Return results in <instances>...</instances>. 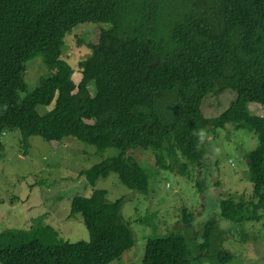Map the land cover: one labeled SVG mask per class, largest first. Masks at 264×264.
Returning a JSON list of instances; mask_svg holds the SVG:
<instances>
[{
    "label": "trees",
    "instance_id": "obj_1",
    "mask_svg": "<svg viewBox=\"0 0 264 264\" xmlns=\"http://www.w3.org/2000/svg\"><path fill=\"white\" fill-rule=\"evenodd\" d=\"M86 23L108 27L80 61L76 84L62 47L65 35ZM37 56L47 71L29 89L24 74ZM226 90L235 92L229 106L206 118L204 97ZM251 103L264 106V0H0V136L19 129L24 148L33 135L49 142L71 135L98 149L114 147L117 155L80 173L89 187L115 172L131 190L147 193L148 174L132 153L152 150L164 169L180 154L188 160L181 163L185 173L189 162L200 164L204 132L231 123L258 138L246 155L253 191L248 201L222 199L221 215L259 219L264 115L253 113ZM38 106L52 107L41 114ZM106 197V190L95 189L70 200L69 217L81 214L88 240H62L49 225L47 242L33 237V227L10 230L2 234L0 264L119 260L134 246L133 231L121 214L124 199ZM213 224L205 226L200 252L214 243ZM189 256L185 237L169 234L147 240L142 264H193Z\"/></svg>",
    "mask_w": 264,
    "mask_h": 264
},
{
    "label": "rangeland",
    "instance_id": "obj_2",
    "mask_svg": "<svg viewBox=\"0 0 264 264\" xmlns=\"http://www.w3.org/2000/svg\"><path fill=\"white\" fill-rule=\"evenodd\" d=\"M102 27L108 25L82 24L64 37L62 57L74 68L72 78L76 84L82 77L79 63L92 53L90 45L99 42ZM46 71L40 56L30 59L24 74L28 88L34 89ZM234 97L235 92L230 90L207 95L201 105L203 115L206 118L220 115ZM51 107L37 109L43 114ZM249 108L257 115H264V106L259 103H251ZM203 135L199 142L203 150L200 164L189 162L185 173L181 163L188 160L179 153L178 163L172 161L175 165L166 160L169 169L156 163L152 150L139 149L132 153L148 174L146 193L128 188L115 172L99 178L94 187H89L84 176H80L82 171L117 155L114 147L98 149L71 135L52 142L33 135L29 137V146L24 148L19 129L3 132L0 136L1 243L7 242L2 234L28 227L34 228L33 237L47 242L49 234L44 230L45 225L53 227L62 240H88L81 214L69 217L70 200L78 193L89 196L95 189H104L108 201L124 199L121 214L134 237V246L109 264H142L147 240L169 234L185 237L193 264H209L206 258H201L202 254L217 264H264V210H258L257 220L235 222L222 217L220 204L226 197L236 202L251 199L253 184L246 155L257 146V135L244 128L236 129L231 123ZM211 221L214 243L209 251L200 252L198 244Z\"/></svg>",
    "mask_w": 264,
    "mask_h": 264
}]
</instances>
